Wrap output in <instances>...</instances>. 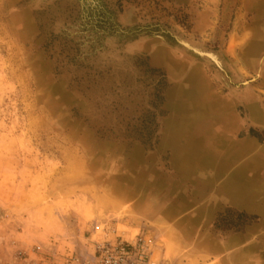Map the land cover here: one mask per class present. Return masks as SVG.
I'll return each mask as SVG.
<instances>
[{
  "label": "rangeland",
  "instance_id": "rangeland-1",
  "mask_svg": "<svg viewBox=\"0 0 264 264\" xmlns=\"http://www.w3.org/2000/svg\"><path fill=\"white\" fill-rule=\"evenodd\" d=\"M263 63L264 0H0V264L116 237L167 264H249L242 249L263 241L242 235L261 213L179 169L171 146L187 143L166 140V121L193 74L231 115L227 140L264 153ZM255 162L245 196L263 203Z\"/></svg>",
  "mask_w": 264,
  "mask_h": 264
},
{
  "label": "bare ground",
  "instance_id": "bare-ground-1",
  "mask_svg": "<svg viewBox=\"0 0 264 264\" xmlns=\"http://www.w3.org/2000/svg\"><path fill=\"white\" fill-rule=\"evenodd\" d=\"M156 59L162 61L163 57L160 54H156ZM163 60L167 63L171 72L178 71V67L172 61L166 58ZM202 94L203 87L199 79L193 74L186 77L184 74L182 82L177 83L175 91L168 95L169 104L173 112L170 113V118L166 121L169 131H171L167 134L166 140L173 138L172 140L178 141V144L182 140L187 143V148L180 147L177 144L171 146L173 151L172 158L174 162L179 161L178 164L181 166L179 169L189 168V170H196V168L200 167L207 173L211 172L212 168L217 170L229 167L234 155L226 153V150L229 148L228 146H231L228 151L233 152L238 147L227 143L222 137L224 131L229 130L232 125L231 115L226 109L224 102L204 99ZM257 157H254V160H250L240 169L228 172L229 174L225 175V178L221 180L223 182L218 195L220 199L240 205L242 203L239 201H242V198L249 200L245 193L256 172L254 164L257 163L255 162ZM148 166L151 167V164H148ZM217 174V172L214 174L215 178ZM222 177H224V174ZM249 196L251 197L250 194ZM259 210L264 224V202ZM166 236L167 238H165L164 242H166V252L168 254L173 244H171L170 235L167 234Z\"/></svg>",
  "mask_w": 264,
  "mask_h": 264
},
{
  "label": "built area",
  "instance_id": "built-area-1",
  "mask_svg": "<svg viewBox=\"0 0 264 264\" xmlns=\"http://www.w3.org/2000/svg\"><path fill=\"white\" fill-rule=\"evenodd\" d=\"M26 264H167L152 257L150 248L143 237L127 241L116 237L94 245L86 257L76 253L64 256L60 261L48 256L26 259Z\"/></svg>",
  "mask_w": 264,
  "mask_h": 264
},
{
  "label": "crops",
  "instance_id": "crops-1",
  "mask_svg": "<svg viewBox=\"0 0 264 264\" xmlns=\"http://www.w3.org/2000/svg\"><path fill=\"white\" fill-rule=\"evenodd\" d=\"M236 132H233L232 134V138L233 139H241L239 141H234L233 142H230L227 140V137L225 135V133H223L222 137L224 138V140L227 142V143H230L231 145H235L237 146L238 148H236L233 152L231 151H228V149L230 148H227V152L226 153H230V155H234L233 157V160L232 162L229 164V167H227L226 169H211V178L209 179V182L208 184L210 185L211 181L215 184H212L213 186L217 187V189L221 186V177L222 175L225 173V175H228L230 172L232 171H236L238 169H240L241 167H243L247 162H249L250 160H254L253 158L254 157H257L260 155V157H262V160H264V153H260L258 148H257V141L252 138V137H248V136H245L243 138H239L236 134ZM264 149V148H263ZM261 161V160H260ZM263 166L264 164L262 163H259V166ZM216 168V167H215ZM218 173L216 178L214 177V174L215 173ZM229 172V173H228ZM225 175L223 178H225ZM207 184V185H208ZM251 187V186H249ZM247 187V193H250L253 195V197L255 198L257 196L256 194V190L253 189V187L249 188ZM217 193V191H216ZM263 200V198H262ZM220 202H222V200H220ZM240 203H242L241 205H236V207H243L245 208L246 210H254V209H257L258 212L260 211L259 208H260V200L259 202L256 203V200L254 199V201H249V200H244L242 198V201H239ZM256 203V204H255ZM252 204H255L254 207H249V206H252ZM253 208V209H252ZM261 213V212H260ZM261 216V225L263 227H259V226H251L249 227V231H246V234L242 235V236H245L247 238H250L252 237L253 235L255 234H260L261 233V239L263 242L261 243H251L249 244L248 246L249 247H244V249H242L244 252H253L254 254H250L249 256H247V258L249 259L248 262L249 264H264V224H263V218H262V215L260 214ZM256 230V231H255ZM236 236L238 235V233L235 234ZM241 250V251H242ZM245 258V257H244ZM246 259V258H245ZM243 261V259H242ZM246 260H244L245 262ZM243 263V262H242Z\"/></svg>",
  "mask_w": 264,
  "mask_h": 264
}]
</instances>
